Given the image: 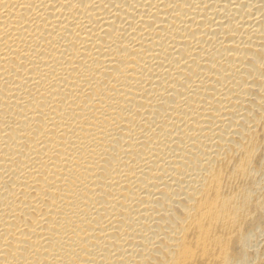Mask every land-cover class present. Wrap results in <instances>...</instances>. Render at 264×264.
Wrapping results in <instances>:
<instances>
[{
	"label": "bare ground",
	"instance_id": "obj_1",
	"mask_svg": "<svg viewBox=\"0 0 264 264\" xmlns=\"http://www.w3.org/2000/svg\"><path fill=\"white\" fill-rule=\"evenodd\" d=\"M263 173L264 0H0V264H244Z\"/></svg>",
	"mask_w": 264,
	"mask_h": 264
},
{
	"label": "rangeland",
	"instance_id": "obj_2",
	"mask_svg": "<svg viewBox=\"0 0 264 264\" xmlns=\"http://www.w3.org/2000/svg\"><path fill=\"white\" fill-rule=\"evenodd\" d=\"M259 178L264 183V173L259 175ZM248 250V258L244 264H264V218L249 235Z\"/></svg>",
	"mask_w": 264,
	"mask_h": 264
}]
</instances>
